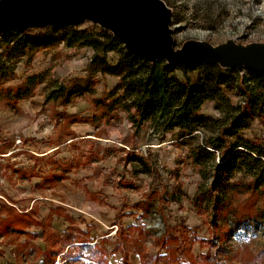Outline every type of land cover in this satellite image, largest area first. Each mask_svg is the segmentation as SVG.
<instances>
[{
    "label": "rangeland",
    "instance_id": "1",
    "mask_svg": "<svg viewBox=\"0 0 264 264\" xmlns=\"http://www.w3.org/2000/svg\"><path fill=\"white\" fill-rule=\"evenodd\" d=\"M162 1L172 12L176 48L187 40L264 43V0ZM77 28L101 27L87 21ZM93 53L62 44L35 50L30 58H12L13 75L0 78V264H42L49 252H57L53 264L65 257L68 264H125L124 257L128 264H155L167 246L157 240L171 233L198 264H264V201L249 192L248 176L232 177L220 213L208 196L198 200L212 176L200 177L192 150L215 133L201 130L197 140H183L174 130L161 140L146 124L132 138L120 110L91 121L102 112L92 100L119 83L118 76L90 69ZM106 59L115 64L119 56ZM36 75L30 96L16 100L15 90ZM58 85L66 98L46 101ZM226 94L235 104L234 93ZM199 112L219 117L212 101ZM238 137L264 146L257 120ZM65 231L91 242L72 250L58 242Z\"/></svg>",
    "mask_w": 264,
    "mask_h": 264
},
{
    "label": "trees",
    "instance_id": "2",
    "mask_svg": "<svg viewBox=\"0 0 264 264\" xmlns=\"http://www.w3.org/2000/svg\"><path fill=\"white\" fill-rule=\"evenodd\" d=\"M59 44L68 49L91 48L94 53L90 69L103 75L119 77V83L113 90L102 98L92 100L102 112L93 116L91 121L105 119L120 110L126 114L132 138L146 124L160 135L161 140L174 130L179 131V138L183 140H197L194 133L212 130L215 135L205 136L196 142L192 150L193 162L199 168L200 177L207 180L208 174L212 176L198 200L208 196L207 199L215 205L216 214L220 213L225 208L230 180L235 174L242 173L249 177V192L264 201V146L257 138L250 140L238 137L239 132L256 120L264 133V73L250 70L241 73L219 65L178 67L168 65L165 61L150 63L127 51L107 30L47 27L0 34L3 48L0 53V78L13 75L12 58H30L35 50ZM108 53L119 56L115 64L107 61ZM175 71L181 73V78L174 74ZM192 73H196L194 78L190 76ZM40 78L39 75L28 77L24 85L15 90L13 97L16 100L29 97L31 88L39 83L37 81ZM65 90L61 85L50 89L46 101L66 98ZM226 92L234 93L237 97L235 104ZM208 101L215 103L218 118L200 114L201 107ZM232 138H235L234 141ZM61 212V209H53V213ZM18 217L21 220L29 219L28 215ZM62 217L66 222H71L67 215ZM34 221L40 226L45 224L44 221ZM16 231L21 232L20 229ZM77 231L81 236L86 235L81 230ZM61 241L72 250L91 242L83 237L74 239V234L69 231L58 238V242ZM157 242L167 246L166 253L155 258V264H198L192 260L189 247H181L178 237L173 233L159 238ZM55 254L57 252L45 253L42 264H53ZM182 254L187 255L186 262L180 260ZM64 260V264H68V257ZM124 261L128 264L125 257ZM141 264H147V261Z\"/></svg>",
    "mask_w": 264,
    "mask_h": 264
},
{
    "label": "water",
    "instance_id": "3",
    "mask_svg": "<svg viewBox=\"0 0 264 264\" xmlns=\"http://www.w3.org/2000/svg\"><path fill=\"white\" fill-rule=\"evenodd\" d=\"M171 10L162 0H0V34L91 22L109 31L124 48L154 63L192 67L219 65L264 73V43L218 45L187 40L173 44Z\"/></svg>",
    "mask_w": 264,
    "mask_h": 264
}]
</instances>
